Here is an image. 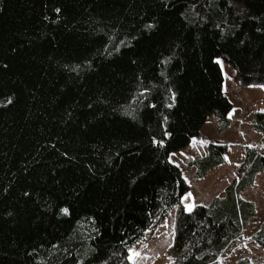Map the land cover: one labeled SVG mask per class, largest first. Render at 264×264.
Here are the masks:
<instances>
[{
  "label": "trees",
  "instance_id": "trees-1",
  "mask_svg": "<svg viewBox=\"0 0 264 264\" xmlns=\"http://www.w3.org/2000/svg\"><path fill=\"white\" fill-rule=\"evenodd\" d=\"M219 56L264 84V0H0V264L127 262L189 189L170 152L212 113L231 123ZM263 170L246 147L223 197L180 209L171 264H218ZM251 239L264 249V221Z\"/></svg>",
  "mask_w": 264,
  "mask_h": 264
},
{
  "label": "rangeland",
  "instance_id": "rangeland-1",
  "mask_svg": "<svg viewBox=\"0 0 264 264\" xmlns=\"http://www.w3.org/2000/svg\"><path fill=\"white\" fill-rule=\"evenodd\" d=\"M215 60L224 76L222 92L232 103L227 115L231 123L227 129L222 128L220 116L212 113L188 145L170 152L169 161L179 168L189 189L167 217L148 230L146 236L130 250L128 261L119 264H171L175 258L174 239L180 209L190 212L187 205H191L193 210L198 205H208L215 197H223L243 165L246 147L264 150V135L253 125L255 115L264 112V84L243 83L237 77L236 69L223 57ZM211 142L226 145L225 162L198 178L197 167H191L190 162L207 155ZM241 197L254 202L257 214L242 231L239 241L218 257V264H235L243 258H248L252 264H264V249L251 239L264 221V170L257 175L254 184L241 193ZM133 253H139V256Z\"/></svg>",
  "mask_w": 264,
  "mask_h": 264
},
{
  "label": "snow or ice",
  "instance_id": "snow-or-ice-1",
  "mask_svg": "<svg viewBox=\"0 0 264 264\" xmlns=\"http://www.w3.org/2000/svg\"><path fill=\"white\" fill-rule=\"evenodd\" d=\"M190 195V194H189ZM187 198V197H186ZM187 207V209L189 210V211H191L192 210V206L191 205H187L186 206ZM66 211V210H65ZM134 255H136V256H139V253H133ZM130 259H131V257H129Z\"/></svg>",
  "mask_w": 264,
  "mask_h": 264
}]
</instances>
